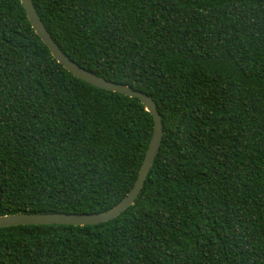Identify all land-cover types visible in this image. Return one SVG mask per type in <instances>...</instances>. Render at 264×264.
Returning <instances> with one entry per match:
<instances>
[{
    "label": "trees",
    "instance_id": "16d2710c",
    "mask_svg": "<svg viewBox=\"0 0 264 264\" xmlns=\"http://www.w3.org/2000/svg\"><path fill=\"white\" fill-rule=\"evenodd\" d=\"M59 49L150 96L162 139L96 225L0 228V264H264V0H32ZM153 120L68 73L0 0V215L92 214L131 189Z\"/></svg>",
    "mask_w": 264,
    "mask_h": 264
},
{
    "label": "water",
    "instance_id": "95a60500",
    "mask_svg": "<svg viewBox=\"0 0 264 264\" xmlns=\"http://www.w3.org/2000/svg\"><path fill=\"white\" fill-rule=\"evenodd\" d=\"M22 7L26 13L27 19L31 24L34 32L39 37L41 42L47 47L51 56L59 63L63 69L70 73L75 78H78L94 87L120 93L128 97L136 98L144 106L145 110L150 113L153 120V130L148 146L137 177L126 196L120 200L112 208L92 214H73V213H16L8 215H0V228L10 226L23 225H70V226H85L96 225L109 221L124 210L131 206L137 198L143 183L146 179L148 171L153 164L155 156L158 152L163 131L161 117L156 110V105L152 98L147 94L137 91L128 85L115 83L101 76L86 70L79 66L74 61L70 60L53 41L50 34L47 32L40 17L38 16L32 0H20Z\"/></svg>",
    "mask_w": 264,
    "mask_h": 264
}]
</instances>
